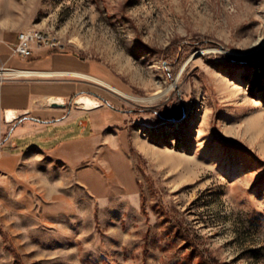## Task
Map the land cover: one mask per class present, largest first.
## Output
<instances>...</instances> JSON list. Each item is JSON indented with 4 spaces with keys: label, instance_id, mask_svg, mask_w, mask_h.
<instances>
[{
    "label": "rangeland",
    "instance_id": "1",
    "mask_svg": "<svg viewBox=\"0 0 264 264\" xmlns=\"http://www.w3.org/2000/svg\"><path fill=\"white\" fill-rule=\"evenodd\" d=\"M28 29L123 92L171 89L9 76L72 79L105 103L82 120L110 125L76 164L0 172V264H264V78L245 62L264 0H0V38Z\"/></svg>",
    "mask_w": 264,
    "mask_h": 264
},
{
    "label": "crops",
    "instance_id": "2",
    "mask_svg": "<svg viewBox=\"0 0 264 264\" xmlns=\"http://www.w3.org/2000/svg\"><path fill=\"white\" fill-rule=\"evenodd\" d=\"M16 39V36L7 40L0 38V69L4 66L34 70L40 72L39 75L48 76L85 77L76 73L93 76L92 62L71 51L39 49L31 57L14 55L11 46ZM84 93L72 79L48 81L24 76L0 79V172H14L27 154L36 152L70 165L76 164L80 156L91 154L93 149H89L88 144L94 130L110 123L105 120L104 124H95L88 118L82 120L87 116L79 111L92 110L78 107L73 101ZM53 96L64 97L67 106H49L48 99ZM8 109L29 113L20 121L7 123L5 112ZM79 120L90 126V133L76 138L72 134ZM80 145L82 149H79Z\"/></svg>",
    "mask_w": 264,
    "mask_h": 264
},
{
    "label": "built area",
    "instance_id": "3",
    "mask_svg": "<svg viewBox=\"0 0 264 264\" xmlns=\"http://www.w3.org/2000/svg\"><path fill=\"white\" fill-rule=\"evenodd\" d=\"M14 55H19L23 57H31L36 50L39 49H62V44L60 41H56L47 36L44 33L34 32V29L23 30L19 32L17 36V41L11 46ZM3 72L0 79L8 78L9 76L16 75L12 71H34L25 69H16L10 67H2L0 72ZM38 72V71H37ZM25 75V74H18Z\"/></svg>",
    "mask_w": 264,
    "mask_h": 264
},
{
    "label": "water",
    "instance_id": "4",
    "mask_svg": "<svg viewBox=\"0 0 264 264\" xmlns=\"http://www.w3.org/2000/svg\"><path fill=\"white\" fill-rule=\"evenodd\" d=\"M74 103L81 108L86 110H94L104 106V101L98 98L97 96L84 93L75 99ZM48 104L51 107H66L67 101L64 97L53 96L48 99ZM29 111L27 110H18V109H8L5 112V120L7 123H13L15 121H20L25 118Z\"/></svg>",
    "mask_w": 264,
    "mask_h": 264
},
{
    "label": "bare ground",
    "instance_id": "5",
    "mask_svg": "<svg viewBox=\"0 0 264 264\" xmlns=\"http://www.w3.org/2000/svg\"><path fill=\"white\" fill-rule=\"evenodd\" d=\"M34 32H37V33H44V36H47L51 39L52 36L50 34H47L45 32H43L42 30L41 31H38V30H34ZM264 48V36H260L252 45V48H251V51L252 52H257V51H260L261 49ZM12 73L14 74H25V75H32V74H37V73H40V72H37V71H12ZM77 75L79 76H85V77H89L91 79H96V80H99L100 82L104 83L105 85L109 86L110 88L112 89H115L117 92L123 94L124 96H126L127 98L131 99V100H135V101H141V102H144V101H148V102H153L157 99H160L162 97H164L171 89V87L169 88H166V89H160L158 91H156L154 93L153 96H151L150 98H142V97H138V96H134V95H131L129 93H126V92H123L122 90L114 87L113 85H111L110 83L102 80V79H99V78H96V77H93L91 75H87V74H83V73H76Z\"/></svg>",
    "mask_w": 264,
    "mask_h": 264
},
{
    "label": "trees",
    "instance_id": "6",
    "mask_svg": "<svg viewBox=\"0 0 264 264\" xmlns=\"http://www.w3.org/2000/svg\"><path fill=\"white\" fill-rule=\"evenodd\" d=\"M245 62L250 64L251 66H255L257 69L260 70L257 73L253 84L258 87H261L263 81L262 79L264 78V51L255 57L245 60Z\"/></svg>",
    "mask_w": 264,
    "mask_h": 264
}]
</instances>
